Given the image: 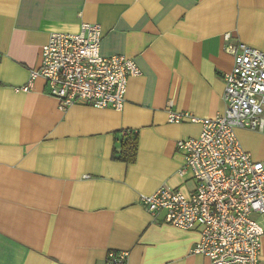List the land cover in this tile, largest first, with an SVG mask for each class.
Returning <instances> with one entry per match:
<instances>
[{
	"label": "crops",
	"instance_id": "1",
	"mask_svg": "<svg viewBox=\"0 0 264 264\" xmlns=\"http://www.w3.org/2000/svg\"><path fill=\"white\" fill-rule=\"evenodd\" d=\"M84 23L100 26L103 57L140 71L123 110L60 111L40 78L16 92L40 68L50 34ZM237 41L264 53V0H0V264H102L109 251L127 252L125 264H210L191 253L199 231L164 224L139 199L161 186L193 191L177 142L201 126L168 123L167 112H224L233 66L224 47ZM127 133L138 139L132 164L112 159ZM235 136L264 161V133ZM253 218L264 229V215Z\"/></svg>",
	"mask_w": 264,
	"mask_h": 264
},
{
	"label": "built area",
	"instance_id": "2",
	"mask_svg": "<svg viewBox=\"0 0 264 264\" xmlns=\"http://www.w3.org/2000/svg\"><path fill=\"white\" fill-rule=\"evenodd\" d=\"M101 40L96 24L84 23L76 34L51 33L41 48L40 68L15 91L27 93L40 78L60 111L74 105L122 111L128 80L140 71L123 56L103 57ZM224 50L233 57L223 76L224 112L212 119L167 112L168 123L201 126L197 137L177 142L184 155L179 175H190L193 191L161 186L139 202L153 217L162 213L166 225L199 231L191 253L210 264H258L264 229L253 216L264 215V161L242 149L235 130L264 133V53L239 41ZM127 256L109 251L102 264H125Z\"/></svg>",
	"mask_w": 264,
	"mask_h": 264
},
{
	"label": "trees",
	"instance_id": "3",
	"mask_svg": "<svg viewBox=\"0 0 264 264\" xmlns=\"http://www.w3.org/2000/svg\"><path fill=\"white\" fill-rule=\"evenodd\" d=\"M137 145V136L127 133L113 147L112 159L125 164L134 163L137 156Z\"/></svg>",
	"mask_w": 264,
	"mask_h": 264
}]
</instances>
